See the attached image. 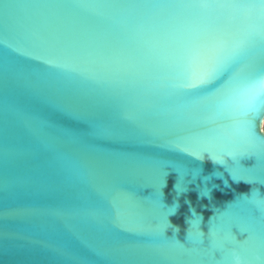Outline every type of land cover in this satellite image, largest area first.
<instances>
[{
	"label": "water",
	"instance_id": "1",
	"mask_svg": "<svg viewBox=\"0 0 264 264\" xmlns=\"http://www.w3.org/2000/svg\"><path fill=\"white\" fill-rule=\"evenodd\" d=\"M257 3L0 0V264H264Z\"/></svg>",
	"mask_w": 264,
	"mask_h": 264
},
{
	"label": "snow or ice",
	"instance_id": "2",
	"mask_svg": "<svg viewBox=\"0 0 264 264\" xmlns=\"http://www.w3.org/2000/svg\"><path fill=\"white\" fill-rule=\"evenodd\" d=\"M241 7H259L264 8V0H258L257 4L252 5H240ZM258 38H264V24L262 23H250L248 25L247 31L245 32L244 36L235 41L231 46V52L232 54H236L239 51H242L243 49L252 46ZM217 46H222L219 42L217 43ZM200 55V50L198 48H192L189 51L188 56V71L186 73V80L187 82L184 84V87L186 88H208V87H214L216 80H215V73L217 69L223 66L224 61L220 60L217 61L215 65H213L209 69L205 70H197L196 69V61ZM225 75H227V72H225ZM257 82L254 84L249 85L247 88H245L240 94H247L251 98H255L256 96L260 95L261 90H264V73L259 74V76L256 78ZM247 104H240L235 105L234 110H243V108H246ZM264 106H258L254 107L251 111L245 112V117L251 116L252 119H243L238 121V125L241 128L242 132L245 134V136H253L258 137V131H257V120L256 118L259 117V113L261 111V108ZM206 151V150H205ZM191 154L196 155L197 158H200L199 151L194 150ZM170 174V173H169ZM168 176L165 177V186L168 180ZM163 191V189H161ZM164 238L170 239V237H166L164 233L162 232ZM184 247L189 246V241H185L183 244Z\"/></svg>",
	"mask_w": 264,
	"mask_h": 264
},
{
	"label": "clouds",
	"instance_id": "3",
	"mask_svg": "<svg viewBox=\"0 0 264 264\" xmlns=\"http://www.w3.org/2000/svg\"><path fill=\"white\" fill-rule=\"evenodd\" d=\"M172 227L176 230L177 233L179 232L178 225H172ZM232 261H233V264H242L241 257L235 251L232 252Z\"/></svg>",
	"mask_w": 264,
	"mask_h": 264
}]
</instances>
